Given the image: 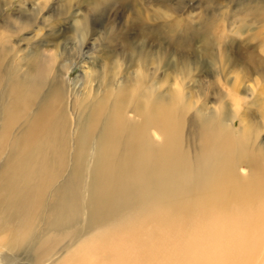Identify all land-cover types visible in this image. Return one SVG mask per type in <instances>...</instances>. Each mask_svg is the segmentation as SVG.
Masks as SVG:
<instances>
[{"label":"bare ground","instance_id":"6f19581e","mask_svg":"<svg viewBox=\"0 0 264 264\" xmlns=\"http://www.w3.org/2000/svg\"><path fill=\"white\" fill-rule=\"evenodd\" d=\"M46 1L29 10L40 13ZM111 1L80 0L88 12L74 28L78 38L84 40L90 17L100 18ZM12 3L0 1V10ZM23 16L16 27L10 15L0 24L5 39L30 27ZM134 21L148 25L141 9ZM201 23L200 36L210 30ZM152 29L154 38L176 42L178 48L174 42L171 48L179 61L169 66L162 56L151 69L158 55L145 45L132 57L123 54L125 64L136 58L139 78L127 66L116 89L108 73L103 97L91 107L82 103L85 98L75 99L72 110L64 105L70 85L58 76L48 80L53 63L32 67L38 72L32 86L10 77L0 46V264H45L51 250L62 253L54 264H261L264 147L249 143L254 123L248 111L264 98V87L249 93L240 84L264 73V58L246 55L240 46L234 59L223 55L229 67L246 65L242 80L233 82L232 70L215 72L224 77L218 81L223 88L210 79L197 90L204 101L213 93L217 111L196 108L186 117L199 100L187 96L184 78L206 57L218 62L213 42L199 59L195 34L186 30L177 41L162 35L159 25ZM163 65L170 67L164 82L176 86L166 95L156 81ZM242 164L247 177L238 172Z\"/></svg>","mask_w":264,"mask_h":264},{"label":"rangeland","instance_id":"374dc122","mask_svg":"<svg viewBox=\"0 0 264 264\" xmlns=\"http://www.w3.org/2000/svg\"><path fill=\"white\" fill-rule=\"evenodd\" d=\"M47 1V6L45 5L44 9L37 14L31 12L29 8L39 5L41 0H11V3L13 2L11 6L0 10V24L3 21L7 23V17L10 15L13 18L11 20L14 21L13 25L16 27L21 23L19 19L23 16L21 13L26 14L23 16L24 18L28 17L31 20L30 27L20 30L8 40L2 36L6 30L0 28V46H5L3 53H6L4 67L9 69L8 72L14 73L10 77L29 84L32 83L33 86L34 80L38 79L36 76L38 72L32 70V67L40 64L43 69L53 63V70L50 72L48 80L58 76L62 82L64 79L66 80L65 86L70 85L71 95L68 97L66 94L64 105L71 110L75 99L85 98L86 101L83 99L82 103L90 107L100 100L105 91L104 87L109 81V74L110 78L116 80V89L122 78L124 79L127 66H131L128 72L131 70L130 73L133 76H139V67L135 65L136 58L133 63L125 64L120 60L123 54L132 57L141 46L145 45L146 49L158 55V58L152 57L151 69L155 66L153 60H161L162 56H168L169 66L174 61L175 63L177 60L179 61V54L173 52L171 48L173 42L178 48L175 41H167L164 37L156 39L150 34L154 25H159V28L162 29L161 34L165 33L166 36H169L168 39L172 40L182 41L186 30L195 34L192 43L197 49L199 59H201L199 53L203 47L208 44L210 39L213 42L214 58L218 59V62L209 61L206 57V60L196 65L193 71L184 78V90L187 96H191L195 101L199 100L193 109L185 110L186 117H190L196 108L200 111H217L219 106L218 102L213 99V93H209L208 99L204 101L197 90L199 86L206 84L210 79V81H215L218 87L223 88L218 81L221 80L224 83V77L223 80L218 78L215 72L220 70L223 73L225 70L224 75L232 70L233 72L229 73V78L233 82L236 79H241L242 67L244 69L246 65L241 63L229 67L223 62V55L226 54L229 58L234 59L235 53H239L235 47L240 46V48L242 47L241 51H246L242 53L249 54L254 59L264 58V0H112L110 9L104 11L100 18L90 17L91 21L87 33L83 36L84 40L78 38L79 35L75 34L74 28L87 14L88 5L80 3V0ZM138 9L146 14L148 25L145 27L140 24L136 25L134 21ZM152 11H156V13L153 14ZM202 21L206 22L205 26L210 28L209 33L202 34L203 37L197 35L204 28ZM128 22L130 24H127ZM136 26L139 27L136 28ZM168 26L175 27L177 35L182 36L181 39H175ZM79 40L83 42L84 55H79V48L82 46L81 44L80 47L78 46L77 43H81ZM225 44L229 50H223ZM77 48L78 50H76ZM158 61L156 60V62ZM169 66L161 67L156 80L158 85L159 83L161 85L162 94L165 95L168 89L176 87L174 82H164L167 73H169L166 68ZM252 77V79H245V82L240 85L246 86L249 93L261 91V87H264V73H254ZM98 80L102 81L99 88ZM226 88L231 89L233 86L228 85ZM46 90L47 86L43 87L42 93L45 94ZM248 114H250L248 115L249 121L254 123L253 134L248 139L249 143L256 142L259 147H264V98L256 104L252 103ZM237 126L238 123L235 129ZM241 133L242 131L237 132V135ZM157 140L161 141V138H157ZM238 172L242 177H247L250 173L245 164L239 166ZM61 254L54 250L47 251L45 264H54ZM259 259L262 261L261 264H264V245L260 251Z\"/></svg>","mask_w":264,"mask_h":264},{"label":"clouds","instance_id":"9594fccd","mask_svg":"<svg viewBox=\"0 0 264 264\" xmlns=\"http://www.w3.org/2000/svg\"><path fill=\"white\" fill-rule=\"evenodd\" d=\"M242 103L243 101L241 100L240 96H237L234 100H233V104L235 106V108L239 109L242 107Z\"/></svg>","mask_w":264,"mask_h":264}]
</instances>
